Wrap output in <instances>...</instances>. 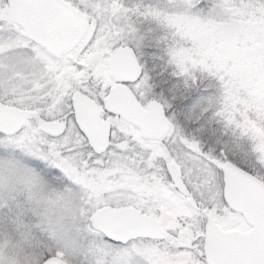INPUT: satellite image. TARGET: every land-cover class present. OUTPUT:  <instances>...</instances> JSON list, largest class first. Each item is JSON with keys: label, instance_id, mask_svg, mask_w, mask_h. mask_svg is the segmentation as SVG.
<instances>
[{"label": "snow or ice", "instance_id": "obj_1", "mask_svg": "<svg viewBox=\"0 0 264 264\" xmlns=\"http://www.w3.org/2000/svg\"><path fill=\"white\" fill-rule=\"evenodd\" d=\"M0 264H264V0H0Z\"/></svg>", "mask_w": 264, "mask_h": 264}]
</instances>
